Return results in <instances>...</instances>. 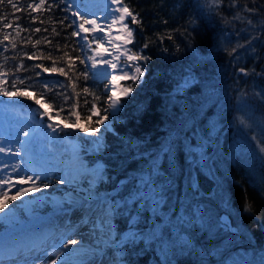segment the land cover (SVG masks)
Returning <instances> with one entry per match:
<instances>
[{"label": "trees", "instance_id": "16d2710c", "mask_svg": "<svg viewBox=\"0 0 264 264\" xmlns=\"http://www.w3.org/2000/svg\"><path fill=\"white\" fill-rule=\"evenodd\" d=\"M69 1L47 0L39 11L31 8L39 0H13L17 6L15 9L7 3L0 5V69L8 73L4 77L7 84L3 86L11 88L14 77L25 79L33 85L31 91L37 98L41 90L47 92L45 99L53 103L52 109L63 105L65 111L59 117L71 122L68 112L75 104L81 120L89 127L85 116L97 93L96 89L95 93L92 92L94 85L90 81L85 51L78 37L71 35L76 25L72 24L75 17ZM123 2L134 13H139L138 19L141 20L140 24L129 21L134 30L133 51L151 59L145 61L144 77L129 85L133 91L122 99V107L113 119L112 128L104 130V148L100 158L93 160L103 161V188L117 192L113 199L120 200L132 188L130 183L127 184L130 173L144 170L149 160L162 152L163 143L170 135H173L177 147L175 163L181 177L185 169L181 139L196 123H204L213 110L211 105L202 115L198 111L207 85L222 88L230 81V76L242 78L236 86L233 81L229 82L230 87L246 92L264 115V99L257 95L264 92V0H238L234 7L230 6L231 0H223L219 6L212 4L211 0ZM246 8L257 11L248 12ZM237 13L241 19L233 20ZM189 21H195V24L191 25ZM6 24L10 27L5 28ZM36 28L40 31L36 32ZM169 34L172 39L167 38ZM5 35H9L8 40L3 39ZM161 36L164 38L160 39ZM145 43L149 44L147 48H144ZM33 54L34 58L30 59ZM49 55L52 59L47 58ZM54 61L66 75L51 71L45 73L35 67L43 64L51 68ZM21 64L24 67L18 70ZM240 68H245L250 74L247 81L244 74H240ZM38 72L39 76L36 75ZM81 73H86L87 78ZM183 81H187L189 86L171 100L170 95H175L176 85ZM43 83L48 84V89H41ZM84 88L89 91L84 92ZM256 91L259 92L256 94ZM64 96L71 99L65 100ZM14 100L30 108L36 104L26 97H15ZM187 110L189 114L182 117ZM52 113L56 115L55 111ZM71 120L75 118L71 117ZM166 155L167 151L161 153L155 169L162 175L168 173L173 176L174 171ZM228 176L231 202L243 210L242 221L260 238L264 232V168L258 167L253 172L242 159L236 158L230 162ZM202 177L201 174V181ZM166 187L170 189V186ZM246 203H250L249 212L244 211ZM146 220L141 227L151 226L150 219L146 217ZM114 224L120 233L127 231L125 221L119 216H115ZM193 240V247H177L174 264H217L211 249L218 244L207 245L208 240L204 242L196 234ZM138 248L139 245L125 251L126 263H151L153 256L149 255V249Z\"/></svg>", "mask_w": 264, "mask_h": 264}, {"label": "rangeland", "instance_id": "374dc122", "mask_svg": "<svg viewBox=\"0 0 264 264\" xmlns=\"http://www.w3.org/2000/svg\"><path fill=\"white\" fill-rule=\"evenodd\" d=\"M77 2H80V0L69 1L71 11L73 13L79 11L82 16H85L86 13L81 10L82 7L77 6ZM130 19L131 17L128 18L129 21ZM75 20L77 24L81 22L79 17H75ZM129 25L133 29L130 23ZM83 36H87L88 40H82ZM95 38L91 32H81V36L78 37L81 46L87 45L82 49L85 51V61L90 72V81L94 85L92 92L96 89L97 93L92 106L95 104L97 108L101 109V115H103V109L107 107L105 101L110 92L109 84L101 77L98 67L93 66L92 61L88 59V57H94L95 55L94 50L96 48L93 47ZM89 41H91L90 44ZM132 43L128 44L127 47L134 52ZM130 62L132 68H129L128 71L134 73V64L137 62ZM138 63L145 74V60H140ZM244 76V80L247 81L250 74ZM143 77L144 75L137 81H140ZM240 80L242 78L239 79L238 76H230L229 82L233 81L232 83L236 86ZM134 82L130 79L123 87H128ZM229 82L222 88L213 85H207L204 88V94L200 102L201 109L198 111L202 115L211 105H213V110L210 114L208 113L204 123H196L191 132H186L181 139L185 158V169L181 177H179L180 173L175 163V149L177 147L173 135H170L164 141L162 152L167 151L166 156L174 172L173 176H169L167 173L166 175L160 174L157 178V183L164 186L166 193V204L160 210L163 219H155L150 212L144 213V217L145 221H147L146 217L150 219L151 226L155 219L157 231L168 224L165 232H179L182 240L188 242L187 247H185L187 249L195 245L193 240L195 234L201 237L204 242L208 240L207 245L217 243L218 245L211 249L213 255L216 256L217 264H261V261L264 260V232L258 238L242 221L243 210L235 207L230 200L228 175L230 162L236 158L242 159L253 172L258 167L264 168V153L259 151L260 142L264 141V115L258 111L257 104L248 98L246 92L236 87H230ZM182 84L184 86L180 88H177L178 84L176 85L174 89L176 96L170 95L171 100L189 86L187 81H183ZM251 84L254 85V83ZM3 87L12 90L9 86ZM261 92L257 95L264 99ZM124 97L126 96L121 95L120 97L121 104ZM252 97L255 98V95H252ZM4 98L3 95H0V145H7L11 142L12 151L15 152L20 149V145L15 143L18 139L32 140L30 157L0 153V157H3L5 163L9 165L6 171L17 163L20 164L21 168L32 167L37 171H46L49 179L43 181L42 178L41 182H48L50 186L46 189L41 188L38 192L30 193L21 200L11 201L9 208L5 211L11 213L12 217L0 214V251L1 247H8L7 241L25 242L35 236L34 229H39L45 223L51 224L58 217L56 211L60 206V200L66 192L72 189L70 186L72 180H67L63 184L59 182L69 169L68 162L71 153H67L69 150L54 146L52 144L54 139L73 138L81 143L77 153L80 154L83 165L86 166V168L82 167L83 171H89L91 178L87 180L85 175H80L78 177L80 186L78 185V187L89 189V181H92L93 195L103 197V207L101 205L103 213L106 207L105 199L112 202L120 200L118 198L113 199L117 192L103 188L104 180L94 179V175L102 174L105 167L101 160L93 162V160L100 158L104 148L105 126H99L98 143L96 142V136L78 129H64V131L56 129L53 131V129L47 127L48 124H61V120L66 121L61 117H56L53 113L55 119H49L48 116L43 115L47 103L45 108H41L37 104H35V107L30 108L23 103L15 102V97ZM239 101L245 102L243 108H241ZM48 111L53 112V109L49 108ZM187 114H189L188 110L183 115L181 113L182 117ZM73 118L75 117L73 116ZM242 118L245 120L243 124L241 123ZM97 119L99 117L95 116L93 126H95ZM113 119L111 113H109V120L106 121L107 129L112 128ZM80 123L82 128L87 127L83 120ZM61 127H63L62 124ZM24 131L29 132V137L23 136ZM162 152L160 151L157 156L151 158L144 170L132 171L128 181L139 184V180L133 178L144 175L150 166L156 165ZM201 155L204 159H201ZM155 171L158 170L155 169ZM189 174L192 177L191 182L188 179ZM201 174L203 175L202 181L200 180ZM15 175L13 173L14 177ZM190 183L195 184V189L190 187ZM64 185H67V187ZM23 186L28 187L30 185ZM166 186H170V189L167 190ZM14 192L15 189H12L10 195ZM88 194L83 195V197L85 198ZM144 194L149 195L150 190ZM28 202H31V204H28ZM165 213L167 215H164ZM147 228H144L145 231H147ZM62 239L64 237L61 233H57L55 236L49 235L36 248L25 252L24 256L20 254V257L17 258L19 264H46L47 260L54 258V255H51L54 251L52 245L59 243ZM165 239H167L166 236ZM138 245V249L143 250L145 248L147 251L149 249V255L153 256L149 264H166L167 253L161 251L156 244ZM61 250L59 248L55 249L57 252ZM45 251L49 253L48 256L44 255ZM113 254L115 255L114 249ZM1 255L0 264H13L10 256L2 257ZM124 257H126L125 253Z\"/></svg>", "mask_w": 264, "mask_h": 264}, {"label": "snow or ice", "instance_id": "6c2138e0", "mask_svg": "<svg viewBox=\"0 0 264 264\" xmlns=\"http://www.w3.org/2000/svg\"><path fill=\"white\" fill-rule=\"evenodd\" d=\"M113 3H116L118 5H121L118 7L112 14V17L110 19V22L107 24V28L111 29L114 25H119L122 29V34L117 37V39H122L123 44L125 45L123 54L127 57V61L137 62L134 64L135 71L134 73L131 71H123V67H128L127 64H125L123 67H121L122 75H112L111 80L109 81V85L111 86V95H108L106 98V104L107 107L103 109V115H101V109L97 108L95 104L91 108L87 110V115L85 116V120L88 122L89 127L82 128L81 127V114L76 111V105H72L71 110L68 112V117L71 122H64L61 120V124L63 127H61V124H48L47 127L53 129L55 131L56 129H60V131H64V129H73V130H80L83 131L89 135H93L97 137L96 142L99 141L98 133L100 131L99 126L103 125L105 126V130H107L106 121L109 120V113H111L112 117L115 118V114L120 110L122 107L121 104V95L127 96L132 91L133 88L131 86L128 87H120L119 81L120 80H127L131 79L133 81L139 80L140 77L144 75L143 68L140 66L138 61L140 60H149L150 57H145L142 54L138 52H132L131 49H128L126 47L127 44H130L133 42L134 36H133V29L129 27L127 23H125V20L129 17H131V22L133 24H140L141 20L138 19L139 13H134L132 10H130L129 6L123 2V0H112ZM10 4L14 9L17 7L15 3H13V0H0V5L3 4ZM47 3V0H39L38 3H33L31 5V8L34 11H39L45 4ZM211 3L214 5L219 6L223 3V0H211ZM238 4V0H231L230 6H236ZM58 6V5H57ZM246 11L248 12H256L257 9L255 8H246ZM118 13V14H117ZM74 17L80 18V23L77 24V21L74 19L72 21L73 25H77L76 30L71 33L72 36H81V32L88 33V32H97V30H102L101 26L97 24V21L95 19H88L87 16H82L79 11L73 13ZM233 20L241 19L239 14L233 15ZM35 19V17H33ZM167 23V21H164ZM249 24L252 23V21H248ZM189 24L194 25L195 21H189ZM86 25H92V27H86ZM71 27V25H69ZM5 28L10 27V25H4ZM20 27L19 25L17 26ZM36 32H39L40 29L36 28L34 29ZM164 37L161 36L160 39H163ZM168 39H172L171 34L167 36ZM4 40L9 39V35H5L3 37ZM97 41H105V42H111L105 39V37H96ZM82 40H88L87 36H83ZM37 44L40 43L39 40L36 41ZM91 41H89V44ZM149 46L148 43L144 44V48H147ZM242 47V45H240ZM13 48L16 47L15 44L12 45ZM82 47H87V45H82ZM100 47H103V44H100ZM117 47H120L119 45ZM167 50V49H165ZM97 51V50H94ZM107 52V49L104 50ZM235 52V49L232 50ZM67 55V53H65ZM97 55H100L99 51H97ZM35 54H33V57H29L30 59L34 58ZM38 58V57H37ZM48 59H52V57L49 55L47 57ZM92 61L93 66L96 65L97 60L96 57H88ZM83 63V61H81ZM101 63H106L110 65L113 69H116L120 67L117 64L112 63L111 60H104L103 58L100 61ZM23 65L18 66V70L23 69ZM36 68H41L45 73L47 72H59L61 75H66L63 68H57L55 61L53 62V65L51 68L44 67L43 64H37L35 65ZM239 71L243 73L244 75H248V71L245 68H240ZM105 76L109 75L107 73V70L105 69L104 73ZM8 73L4 72L2 69H0V95L7 96V97H26L30 100H34L37 105H40L41 108H45V104L47 103V108H45V111L43 115L48 116L49 119H55L56 117H59L61 113L65 111L63 105H57L53 111L56 113V117L52 115V112L48 111L49 108H53V103L47 101L45 98L47 96V92L41 90L40 97L37 98L32 94L31 89L33 88L32 84L27 83L25 79L14 77L11 83L12 90H8L7 88H4L3 85L7 84V80L4 79L5 76H7ZM37 76L40 75V73H36ZM81 75H84L85 78H87L86 73H81ZM18 85L23 87H18ZM184 85L182 83H178L177 88L183 87ZM41 89H48V84L43 83L41 85ZM73 91H75V86H73ZM84 92H88L89 90L87 88L83 89ZM56 95H64L63 93H57ZM65 100L71 99L70 96H64ZM95 99V97H94ZM241 108L245 106L244 101H239ZM75 117V120H71V117ZM98 116L99 119L95 121V126L92 125V117ZM241 123H245V120L242 118ZM29 132L24 131L23 136L29 137ZM16 144L20 145V149L16 150L15 152L12 151V143L9 142L7 145H0V153L4 154H10L18 157H24V156H31L32 149L30 145L32 144L31 139L26 140H20L18 139ZM203 147V145H201ZM259 151L264 153V141L260 142L259 145ZM201 159H204L203 155H201ZM81 166L86 168L85 165H83V162H81ZM9 168V165L5 163L4 158L0 157V214H3L4 216L8 215V212L5 211V209L9 208V203L11 201H17L21 200L23 197L28 196L30 193H35L41 190V188H48L50 185L48 182H41L42 178L43 181H48L49 176L46 171H37L35 168L32 167H25L21 168L20 164H14L11 166L10 170L6 171V169ZM156 165L153 164L148 169L147 173L144 175H141L140 177L133 178L139 180V184H134L131 181L129 182L132 184V188L128 190L127 195L124 197H121V200H116L114 202L109 201L107 199L104 200V203L106 205L103 215L100 217L99 221V235L97 236L96 244L102 245L103 247H100L99 249L94 248L92 245H89L87 249L84 248V244L82 240H76L72 238L62 239L59 243L53 244L52 248L54 249L53 253L51 255H54L53 259L47 260L46 264H85L84 259H73L74 255L81 252V251H87L89 254H99L103 253L105 248L108 249H114L115 255L112 260V264H126V259L124 257L125 251H127L129 248H135L138 246V244H156L157 247L161 251H165L167 253L168 259L166 260V264H174V256L176 254L177 247L183 249L187 247V241H183L182 237H180L179 232H164L163 229L168 227L159 229L157 231V224L155 223V219H163L161 216V209L166 204L165 199V189L163 185H159L157 183V178L160 176L159 171H155ZM98 171V170H97ZM13 173H15V177L13 176ZM73 180L75 177L72 178ZM94 179L97 180H103L104 176L102 174L100 175H94ZM189 181L191 182V174L188 176ZM68 180V177H62L60 179V183L63 184ZM38 182L39 185H38ZM19 185V187H18ZM23 185H30L28 187H24ZM190 187L195 189V184L190 183ZM12 189H15L14 194L10 193L12 192ZM93 183L92 181H89V194L84 198L83 202H80V208L83 210L85 204L88 205V211L92 210V205L90 201L94 199L93 196ZM149 195H145L144 193L149 192ZM117 209H120V211H117ZM245 212L250 211V203H246ZM150 212L155 219L153 220V224L151 227L147 228V231H145L144 227H141L142 224H145V217L144 213ZM164 215H167L166 213ZM114 216H119L121 219L125 221V225L127 228V231L124 233H120L117 226L113 223ZM88 221H85L87 223ZM93 226L95 227V221H92ZM173 227V225H172ZM165 236H167V239H165ZM180 242V243H178ZM70 245H80L79 248L76 247H69ZM62 249L61 251L57 252L55 249ZM27 251H31V249H28ZM6 255L10 253V258L13 261V264H19L18 257H20V254L22 252L23 256L25 255V249L17 247L10 251L6 250ZM45 256H48L49 253L47 251L44 252ZM261 264H264V260L261 261Z\"/></svg>", "mask_w": 264, "mask_h": 264}, {"label": "bare ground", "instance_id": "6f19581e", "mask_svg": "<svg viewBox=\"0 0 264 264\" xmlns=\"http://www.w3.org/2000/svg\"><path fill=\"white\" fill-rule=\"evenodd\" d=\"M77 6L79 8L82 7L81 10L86 13L85 16H87L88 19H95L97 24L101 26L102 30H97L95 33L91 32L92 35L95 37L102 36L105 37L106 40L111 41L105 42L103 40H94L95 42L93 43V47H95L100 53V55H97V51H95L94 55L97 60L96 66L98 67V72H100L103 80H106L109 84L112 75H122L121 67L125 64H127L128 67H123V71H128L129 68H132V63L127 61V57L123 54L125 47L123 40L117 39V37L122 34V29L119 25H114L111 29L107 28V24L110 22L113 12L121 5L113 3L112 0H80V2H77ZM128 22L129 20L127 18L125 23L129 25ZM86 26L90 28L92 27V25ZM100 44H103L102 48L100 47ZM118 45L120 47H117ZM127 46L128 44L126 47ZM105 49H107V52L104 51ZM102 58L104 60H111L112 63L117 64L120 67L113 69L110 65L101 63L100 61ZM105 69L107 70V73H109L107 76L103 74ZM129 80L130 79L120 80V87H123L126 82H129ZM109 92L111 95L110 85ZM52 144L56 147L69 150L67 153H71L68 162L69 169L64 173V177H68V180H72L70 183L72 189L66 192L60 200V206L56 211L58 217L54 219L51 224L45 223L39 229H34L35 236L25 242L15 240L7 241L6 244H9L8 247H1L0 254H2V257L10 256V253L6 255L5 249L10 251L14 248L20 247L25 249V252H28V249L32 250L36 248L49 235L55 236L57 233H61L64 239L72 238L82 240L85 249H87L89 245H92L96 249L103 247L102 245L96 244L97 236L99 235V221L100 217L103 215V210H101L103 197L101 195H93L94 199L90 201L92 205L91 211H88L87 204H85L83 210L80 208V202H83L84 200L83 195L88 194L89 189L78 187V177L80 175H85L87 180L91 178V173L89 171H83L81 166L82 157L77 153L81 143L76 139L67 138L54 139ZM73 177H75L74 180L72 179ZM64 186L67 187V185ZM28 204H31V202H28ZM8 216H11V213H8ZM85 221L88 222L85 223ZM92 221H95V227L93 226ZM69 247L79 248L80 245H70ZM113 258V249L108 248H105L103 253L95 255L89 254L87 251H81L73 257V259H84L85 264H112Z\"/></svg>", "mask_w": 264, "mask_h": 264}, {"label": "water", "instance_id": "95a60500", "mask_svg": "<svg viewBox=\"0 0 264 264\" xmlns=\"http://www.w3.org/2000/svg\"><path fill=\"white\" fill-rule=\"evenodd\" d=\"M240 72V71H239ZM241 73V72H240Z\"/></svg>", "mask_w": 264, "mask_h": 264}]
</instances>
